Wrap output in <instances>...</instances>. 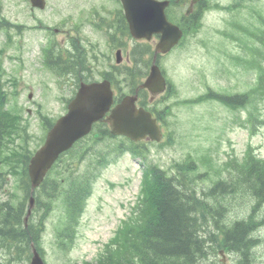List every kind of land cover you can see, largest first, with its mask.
<instances>
[{"label":"rangeland","instance_id":"374dc122","mask_svg":"<svg viewBox=\"0 0 264 264\" xmlns=\"http://www.w3.org/2000/svg\"><path fill=\"white\" fill-rule=\"evenodd\" d=\"M22 0H0L2 15L11 22H23L33 25L36 22L31 19H16L14 13L17 5ZM49 9L39 14L41 19L47 20L50 24L58 23L62 13H74L76 7L82 2L90 5L92 0H48ZM97 2V0H93ZM221 5H228L235 0H212ZM247 5L240 9V14L247 21L253 22L249 17L251 8L255 6L264 16V0H242ZM66 8V9H65ZM22 10V9H21ZM231 15L225 11L211 10L205 15L203 27L193 36H188L174 51L164 60V68L168 79L176 88V94L165 100V104H171V115L167 118L165 131H172L173 143L169 146L159 147L151 142H145L149 148L148 160L163 169L168 170L170 165L176 161L181 162L190 156L196 162V173H209V177L214 179L225 175L223 166L229 158H241L248 145H251L255 152L264 157V124H256L254 131L250 125L243 124L248 112H252L255 117L264 122V90L259 89L250 94L251 103L246 108L229 110L216 101H207L193 106L180 103L181 99H192L206 92L211 88L216 92H226L229 94L248 93L251 88L255 89L257 72L252 64L234 65L233 58L240 61L248 60L246 51L240 49L238 45L226 38V34L220 32L226 30ZM258 22H253L250 27V34H256ZM248 31L238 35V40L243 49H247L249 42L246 41ZM260 39L259 37H253ZM56 39H60L59 36ZM5 36L0 32V47H4L2 55L4 61L2 66L6 71L5 78L15 77L13 72L15 62L9 60V55L20 56L25 61V67L20 71V78L27 84H35L33 92L34 102L42 106V111L50 117H56L63 112V107L49 99L51 91L47 90L45 83L53 85L52 80L46 79L43 72L38 71L36 65V54L45 43L44 34L34 30H26L19 36H14L12 42H4ZM253 46L259 48L255 42ZM227 54H230L227 57ZM169 58V59H168ZM256 58V56H255ZM27 84L23 85V95L9 98V105L13 101L22 108L34 109L30 102H27ZM10 86V85H9ZM7 87L8 90L12 88ZM260 95V99H259ZM18 100V101H17ZM30 125V132L33 135L31 147H34L38 138L41 137V127L37 116L32 114L27 118ZM254 132V133H252ZM118 140H105L96 147L105 149L113 147ZM208 155L212 161L205 160L204 155ZM207 162V163H206ZM208 163H212L207 167ZM217 175H216V174ZM79 175V174H76ZM142 175L141 160L133 158L129 153H124L117 157L109 166L103 168L100 177L92 182V193L87 200L85 212L78 227V232L74 245L66 258L57 250L54 239V226L65 216L64 210L59 203H55L49 218L45 223V232L42 243L46 251L47 264H62L63 259L72 260L77 263L82 261H94L100 252L105 240L108 239V229L110 231L122 215L123 205L127 201L132 202L137 194ZM13 178L9 177L11 185H14ZM209 185V181L202 179ZM5 186V185H4ZM205 186V184L203 185ZM250 205V203H248ZM230 208L229 215L238 212V209ZM264 212V209H260ZM223 211V210H222ZM228 212L223 211L222 217L212 219L221 224L226 220ZM64 222V220L62 219ZM206 220L202 223V227ZM262 243L255 249V263L264 264V228L258 232ZM254 238L255 235L253 234ZM11 248L0 249V258L7 256ZM14 250L17 251V248ZM70 250V249H69Z\"/></svg>","mask_w":264,"mask_h":264},{"label":"trees","instance_id":"16d2710c","mask_svg":"<svg viewBox=\"0 0 264 264\" xmlns=\"http://www.w3.org/2000/svg\"><path fill=\"white\" fill-rule=\"evenodd\" d=\"M260 39L263 41L262 38ZM258 67L261 69L259 64ZM216 97L228 105L242 106L246 103V96L223 97L218 95ZM5 102L6 97L0 87V181H4V176L7 174L17 175L20 182L19 188L23 195L14 201L8 198L0 202V243L2 245L0 247L6 246V249L13 247L21 250L22 245L27 244L28 248L29 243L27 242L30 236L31 240L39 245L37 229L44 226L45 216L51 209V202L44 206L37 220L35 216H32L26 228L23 227L26 196L29 190L26 165L31 152L25 142L19 150L13 147L17 139L25 137L27 141L28 135L26 128L20 127L18 117L5 109ZM228 164L232 166L229 177L219 178L207 192H202V195L206 200L216 202L217 200L224 202L237 196L244 201L252 200L247 220L235 221L231 224L232 227L218 228L221 235L219 245L237 252L240 256L238 264H250L253 249L258 243L252 235L255 233L254 229L264 222V216L261 221L258 219V223L256 220L260 209H264V160L258 159L253 149L248 148L240 161L234 159ZM64 172L65 170L58 172L60 180L48 184L46 181L44 185L46 187L36 195L35 209L42 197L51 200L58 192L57 196L61 197L63 208L71 214L68 219L76 222L79 219L76 213L81 207V199L85 196L88 181L84 179L79 184L70 181L72 184L70 185L69 181L64 179ZM160 174L162 173L154 169L151 179L146 181V186H151L160 179L155 183L147 205L142 211L146 222H135L128 232L117 235L107 246L111 264H201L200 262L204 259L206 248L204 245L203 249V240L197 238L196 231L203 229L202 223L205 220L222 217L223 211L209 210L207 212L205 202L200 201L203 205L201 207L200 202L193 198V193L185 192L190 188L182 184L184 181H177V185H182V188H179L176 184L171 185L170 181L164 180V176ZM197 177L200 176L192 179L196 180ZM63 179L68 184L65 187L62 184ZM156 190L158 192L154 196ZM71 197L75 198V206H73L74 202L71 201ZM200 210L204 211V215L198 214ZM74 225L71 223L69 227L67 225L55 227V231L57 234H65ZM12 237L25 243L13 245ZM26 250L23 249L24 252Z\"/></svg>","mask_w":264,"mask_h":264},{"label":"water","instance_id":"95a60500","mask_svg":"<svg viewBox=\"0 0 264 264\" xmlns=\"http://www.w3.org/2000/svg\"><path fill=\"white\" fill-rule=\"evenodd\" d=\"M126 18L130 24L131 34L135 38L148 37V27L161 31L165 26L163 7L166 2L153 0H122ZM147 29V30H146ZM152 31V30H151ZM167 42V38L165 40ZM164 41V42H165ZM160 43L157 50L166 51ZM160 80L158 70L152 68L151 76L145 86L156 84L152 79ZM133 98H125L120 105L111 111L107 122L111 133L123 134L132 140H138L148 134L152 139L159 137V131L150 114L142 109H136ZM111 103V93L103 84L82 89L75 101L70 105L69 113L61 118L48 133L46 142L34 155L28 168L32 183L35 185L41 179L50 163L57 154L68 148L77 138L86 134L91 124L102 117ZM32 203V201H30ZM32 264H42L34 252Z\"/></svg>","mask_w":264,"mask_h":264},{"label":"flooded vegetation","instance_id":"af4514ba","mask_svg":"<svg viewBox=\"0 0 264 264\" xmlns=\"http://www.w3.org/2000/svg\"><path fill=\"white\" fill-rule=\"evenodd\" d=\"M82 15L87 18L88 23H95L98 32L91 31V26H88L92 34L88 36L90 41L80 26L73 35L74 40L68 32L65 31L66 34L64 32L62 41L65 48L62 62L68 66V69L66 67L63 69L67 70L66 76H62L65 86L75 87L84 81L85 76L88 80L122 78L123 81L117 83L123 84L126 78H129L131 45L129 38L124 35L120 20L115 21L107 15L98 16L95 13L92 15V10L81 9L77 13L78 23ZM115 22H117L116 27H114ZM132 52L141 55L140 49L136 46L133 47ZM116 61L120 63L116 64ZM115 65L121 67L123 77L116 76V72H120V69H116Z\"/></svg>","mask_w":264,"mask_h":264},{"label":"bare ground","instance_id":"6f19581e","mask_svg":"<svg viewBox=\"0 0 264 264\" xmlns=\"http://www.w3.org/2000/svg\"><path fill=\"white\" fill-rule=\"evenodd\" d=\"M224 221H225V220H224ZM224 221H223V222H224ZM202 228H203V227H202ZM252 236H253V235H252ZM253 238H254V236H253ZM11 240H12V244H13V245H22V244L25 243V242H23V241L20 242V241H18L17 239H14V237H12Z\"/></svg>","mask_w":264,"mask_h":264}]
</instances>
